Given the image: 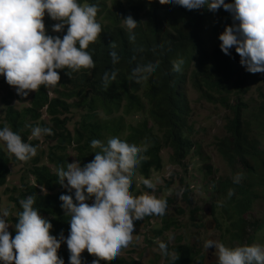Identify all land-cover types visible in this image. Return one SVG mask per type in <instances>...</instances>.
<instances>
[{"label":"trees","instance_id":"trees-1","mask_svg":"<svg viewBox=\"0 0 264 264\" xmlns=\"http://www.w3.org/2000/svg\"><path fill=\"white\" fill-rule=\"evenodd\" d=\"M125 1L127 6H123L120 0H111L110 5L109 0H79L81 4H98L96 19L99 16L109 19L104 27L101 25V34L87 49L93 56L94 68H82L73 72L71 77L66 74L67 69H57L61 79L55 87L41 86L26 97L18 95L15 88L0 76V83H5L6 87V93L0 98L3 105L0 127L9 126L19 132L25 142L37 146V155L22 162L0 143V209L12 212L9 220L14 225L17 214L22 210L19 200L33 195L36 199L34 206L53 225L51 234L58 238L61 233L67 236L70 217L61 208L59 197L62 193H69L57 182L58 170L61 166L66 167L67 163L78 161L83 165L90 162L97 150L90 146L92 139L106 142L109 136H118L142 149L131 177L129 190L133 196L134 193L145 192L147 188L142 180H152L155 172L163 167L161 151L164 148L172 150L171 161L186 171L194 161H185L197 157L196 161L203 163L199 174L193 172L185 183L186 177L180 178V183L186 188L184 200L191 202L190 194L195 187L204 190V199L212 205L223 238L229 239L228 243L223 240L226 245H234L247 228H251L252 234L246 244L264 245V215L252 221L245 216L255 205L264 211V89L261 86L256 88L259 94L254 106L243 99L263 78L260 73L241 70L235 63L233 49L231 55L218 49L217 55L209 56L208 60L204 56L200 58V68L190 75L189 80L199 95L198 101L220 104L227 111L223 118L224 132L213 135L204 143L197 133L194 134L191 123V101L183 78L187 74L183 70L175 73L168 68L170 59L180 55L193 36L203 44L208 38L207 31L212 30L215 35L232 23L231 14L223 8L215 13L206 8L187 10L173 5L171 0L164 4L159 0ZM128 15L139 22L134 30L135 42L129 41L122 26V18ZM44 21L48 34L62 38L66 33L67 25L65 32H53L52 25L57 21L47 14ZM112 42H115V49L110 46ZM113 50L120 57L115 65L110 57ZM154 58L159 60V65L146 80L142 83L130 80L132 68ZM113 70L117 72L116 80L105 89L103 75ZM181 82L183 90L178 88ZM15 98L28 104L16 106L13 103ZM73 115L78 119L74 120ZM71 123L74 128H70ZM26 125L50 127L54 134L42 136L43 140L37 139L31 137L30 128ZM41 142L44 145H40ZM210 142L215 154L227 162L231 175L215 176L216 170L211 162L213 155L205 151V146H211ZM237 173H241L242 178L239 183H233ZM13 174L18 175L19 180L10 187L9 177ZM199 177L206 181L200 184ZM167 188L173 192L177 190V187L169 185ZM229 190L233 195L228 196ZM165 200L172 208L175 198L168 196ZM174 208L182 209L180 205ZM167 211L162 216L164 225L153 228L150 241L164 238L165 230L178 227V221ZM9 231L14 237L13 226L10 225ZM190 237L181 235L174 245L169 244V249L179 257L176 264H203L196 244L182 241L190 240ZM162 241L168 242L166 239ZM58 256L69 264L66 243H62ZM81 256L84 264H92L96 259L86 249ZM100 264L127 263L118 255L107 261L101 260ZM165 264H168L167 258Z\"/></svg>","mask_w":264,"mask_h":264},{"label":"clouds","instance_id":"clouds-1","mask_svg":"<svg viewBox=\"0 0 264 264\" xmlns=\"http://www.w3.org/2000/svg\"><path fill=\"white\" fill-rule=\"evenodd\" d=\"M120 1L123 6L128 5L125 0ZM167 2L159 0L161 4ZM110 3L111 0L108 5ZM171 3L187 10L206 8L213 13L223 8L232 18V23L225 25L222 32L214 35L212 30L207 31L208 38L203 44L193 36L186 49L170 59L168 68L171 71L183 70L187 74L183 78L186 79L185 91L189 100L190 93L196 91L189 82L190 75L199 70L202 56L208 60L209 56L217 55L218 49L226 55H231L233 49L236 65L241 70L260 73L263 78L260 86L264 89V0H171ZM97 13L98 4H81L79 0H0V76L15 88L18 95L26 97L41 86L55 87L61 79L57 69H67L66 74L71 77L73 72L82 68H94L93 56L87 49L101 34L102 26L109 22L103 16L96 19ZM46 14L57 21L52 25L53 32H65L67 25L62 38L48 34L44 21ZM138 23L132 15L122 18L130 42L136 40L134 30ZM110 46L115 49V42ZM110 57L113 65L120 60L115 50L110 52ZM158 65L159 60L155 58L138 63L131 70L130 80L142 83ZM116 77V71H106L102 78L104 88L107 89ZM182 85V82L178 85L180 90H183ZM190 101L192 113L193 102ZM191 123L195 134L196 123ZM26 127L30 128L31 137L41 140L44 135L54 134L50 127ZM0 141L19 161H28L37 155V146L25 142L19 132L7 125L0 127ZM90 146L97 149L90 162L83 165L78 161L67 163L56 175L57 182L69 193H62L59 197L61 208L70 217L68 235L61 233L58 238L51 234V221L40 214L34 206L35 197L29 195L19 200L22 210L14 225L9 220L12 212L0 209V264H65L58 256L62 243L67 244L69 264H84L81 254L85 249L96 257L92 264H100L101 260L107 261L118 255L125 259L122 251L133 240L134 221L165 214L167 201L155 194L151 179L142 180L151 191L134 193L133 196L129 190L142 152L136 143L109 136L106 142L92 139ZM166 149L170 148L161 151L162 157ZM241 178L242 174L237 173L233 183H239ZM231 195L233 192L229 190L228 196ZM10 225L15 229L14 237L9 231ZM160 238L156 264H165L166 258L168 264H176L179 257L169 249V244L176 242L170 243L172 237ZM164 239L168 242L162 241ZM223 240L207 239L203 243L205 249H215L216 264H264V245H248L247 241L243 245L228 246ZM182 241H193L203 264H208V254H204L203 247L194 238ZM126 263L133 264L127 260ZM150 264L154 263L151 261Z\"/></svg>","mask_w":264,"mask_h":264},{"label":"rangeland","instance_id":"rangeland-1","mask_svg":"<svg viewBox=\"0 0 264 264\" xmlns=\"http://www.w3.org/2000/svg\"><path fill=\"white\" fill-rule=\"evenodd\" d=\"M259 86L260 84L255 85L243 96L245 103H249L251 106L256 105V102L254 100L258 99L259 93L256 91V88H258ZM5 93V83H0V98ZM198 99L199 95L196 91L190 93V100H192L193 102L191 113V116L193 118L191 119V122L196 123L195 131L198 138L206 143V141H210L213 138V135L224 132L223 118L225 117V115H227V111L220 104L213 105L206 101H198ZM13 103L16 106L20 107L28 104L21 103V101L17 99H13ZM2 110L3 105L1 101L0 112H2ZM77 119L78 116H74V120ZM73 126L74 124L71 123L70 128H74ZM0 143L4 147H6V144L3 141H0ZM41 143L40 145H44L43 143ZM208 144H211V146H205V151L213 155V161L211 162L213 163L216 170L215 176L219 177L221 175H231V169L229 168L227 162H225L219 155L215 154L212 142ZM171 153L172 150L170 149H166L163 151V167L160 171L155 172L152 178V182L155 185V194L159 198L164 200L165 197L168 196H172L173 198H175V203L172 205V208L167 204L165 214H167V210H169L171 213V217L175 221H178V227L174 226L171 229L165 230L164 238L169 239V237H172L170 243H175L177 242L178 237H180L181 235H184L186 237L190 235V238H194V240H196L198 245H200L201 247H203V243L207 239H214L221 242V239H223V235L221 233L222 229L219 228V225L216 222V217L213 214L211 203L204 199V190L195 187L190 194L191 202H187L183 198L186 188L180 183V178L182 176H185V183V180L191 179L190 175H192L193 172L199 174V167L202 166L203 163L196 161L197 157H193L194 159L190 157L185 161V163L190 162V160H193L194 162H192L188 166V170L186 171L184 167L174 164L170 160ZM12 170L13 172H15L16 169L13 168ZM9 180L10 182L8 185L12 187V184H15L19 180V176L13 174L9 177ZM204 181L206 180H203V177H199L200 184H202V182ZM170 182H172V185H170ZM139 184H141V182H139ZM167 185H169L171 188L177 187V190L175 192L170 191L167 188ZM146 191L151 190L147 189L145 190V192ZM179 205L184 209L178 211V209L174 208V206ZM263 215L264 211L262 207L256 205L245 214L247 220L249 221L262 218ZM162 216H146L143 220L134 221L135 228L133 233V240L130 242L128 247L124 248V250L122 251V256L125 257L127 262H131L133 264H150V262L152 261V263L156 264V254L160 253L157 241L161 240L162 238L155 239L154 242L150 241V239L153 236V228L162 227L164 225ZM251 234V228H247L242 232L241 239L235 240L234 244L240 243L241 245H243L248 241ZM183 240L185 241V239ZM225 241L228 243L229 239L226 238ZM203 252L205 255L208 254V264L217 263L216 257L214 255L215 249H205L203 247Z\"/></svg>","mask_w":264,"mask_h":264}]
</instances>
